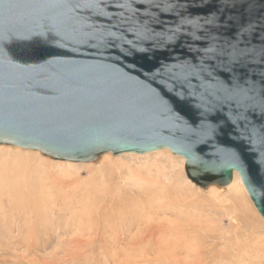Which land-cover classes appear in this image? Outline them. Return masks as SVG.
Segmentation results:
<instances>
[{"label": "water", "instance_id": "water-1", "mask_svg": "<svg viewBox=\"0 0 264 264\" xmlns=\"http://www.w3.org/2000/svg\"><path fill=\"white\" fill-rule=\"evenodd\" d=\"M0 145L167 150L264 222V0H0Z\"/></svg>", "mask_w": 264, "mask_h": 264}, {"label": "rangeland", "instance_id": "rangeland-1", "mask_svg": "<svg viewBox=\"0 0 264 264\" xmlns=\"http://www.w3.org/2000/svg\"><path fill=\"white\" fill-rule=\"evenodd\" d=\"M102 156L67 168L70 162L0 145V264H191L186 254L173 256L166 249L145 257L135 253L137 247L175 244L178 232L187 234L183 242L199 240L205 258L199 264H264V222L241 183L236 194L228 186H198L186 176L183 158L167 150ZM140 179L155 180L158 193L122 204L121 197H130ZM118 188L129 191L125 195ZM140 201H148L145 209ZM35 233L38 243L28 250L25 244ZM140 234L148 238L141 241Z\"/></svg>", "mask_w": 264, "mask_h": 264}, {"label": "bare ground", "instance_id": "bare-ground-1", "mask_svg": "<svg viewBox=\"0 0 264 264\" xmlns=\"http://www.w3.org/2000/svg\"><path fill=\"white\" fill-rule=\"evenodd\" d=\"M2 146H4V145H2ZM17 148V147H16ZM19 149H21V148H19ZM24 150V149H23ZM24 151H28V150H24ZM162 151V150H161ZM32 152H34V151H32ZM156 152V151H155ZM152 153V152H151ZM126 154V153H125ZM124 154V155H125ZM102 157H105V158H107V157H109V154H106V155H103ZM184 160V159H183ZM105 161V160H104ZM112 161V160H111ZM108 164V163H107ZM65 165L66 166H68L67 168H69V167H71V166H73V165H75V164H73V163H65ZM115 166H116V164H115ZM102 167V166H101ZM107 169V168H106ZM111 171V170H110ZM112 173V172H111ZM109 174V173H108ZM112 174H114V173H112ZM121 175V174H120ZM236 173L234 172L233 173V179H232V181H231V183L229 184V185H227L228 186V190H230L231 192H233L234 194H236L237 192H238V190H240V183H241V181H240V179H239V176H238V179H237V177H236ZM136 176V175H135ZM135 176L133 175L132 177H131V179L133 180V181H135L136 182V180H135ZM139 176V175H138ZM91 177V176H90ZM129 178V177H128ZM89 179V178H88ZM131 180V181H132ZM87 182V181H86ZM134 182V184L135 185H137V189H135V190H133V193L132 192H130L131 193V195H130V197H127V196H123V199H122V197H121V199H120V202H122V204L123 203H127V202H130V203H132L133 202V200L135 199V198H141V199H144V200H147L149 197H151L150 195L151 194H153L154 195V193L155 192H157V190L156 189H154L155 187H154V185L156 184V181L155 180H152V181H145L144 179H140L139 180V182L140 183H135ZM88 183V182H87ZM140 184V185H139ZM242 184V183H241ZM84 185V184H83ZM89 185V184H88ZM108 185V184H107ZM157 185V184H156ZM159 185V184H158ZM141 186V187H140ZM145 186V187H144ZM214 185H211V187H213ZM125 187H126V185H125ZM242 187H243V185H242ZM161 188H164V187H161ZM104 189V188H103ZM108 189V188H107ZM210 189H213V188H210ZM243 189H244V187H243ZM81 190V189H80ZM118 190H121L122 192H124L125 193V195H126V193L129 191L128 189H120V188H118ZM160 190V189H159ZM168 190V189H167ZM226 190H227V188H226ZM245 190V189H244ZM78 191H79V188H78ZM89 191V190H88ZM101 191V190H100ZM131 191V190H130ZM172 191V190H171ZM90 192V191H89ZM103 192V191H102ZM110 192V191H109ZM182 192H184V191H182ZM181 192V193H182ZM186 192V191H185ZM190 192V191H189ZM79 193V192H78ZM84 193V192H83ZM88 193V192H87ZM92 193V192H91ZM113 193H114V191H113ZM158 193V192H157ZM175 193V192H174ZM176 193H177V191H176ZM181 193H179V194H181ZM245 193H246V191H245ZM90 194V193H89ZM112 194V193H111ZM178 194V193H177ZM101 195H103L104 196V194H101ZM117 195V194H116ZM121 195V194H120ZM165 195V194H164ZM171 195H173V194H171ZM184 195V194H183ZM246 195H247V193H246ZM86 196V195H85ZM96 196V195H95ZM106 196H108V195H106ZM174 196V195H173ZM179 196V195H178ZM189 196H191V195H189ZM73 197V196H72ZM91 197V196H90ZM101 197V196H100ZM175 197V196H174ZM235 197V196H234ZM247 197H248V195H247ZM79 198V197H78ZM94 197L92 196V198L91 199H93ZM110 198H111V195H110ZM127 198H130V199H127ZM152 198V197H151ZM181 198V197H180ZM194 198V197H193ZM249 198V197H248ZM115 199L116 200H118L117 199V197H115ZM170 199V198H169ZM239 199V198H238ZM136 201H137V199H135ZM134 200V201H135ZM189 200V199H188ZM250 200V199H249ZM97 201V200H96ZM100 201V200H99ZM103 201V200H102ZM119 201V200H118ZM182 201V200H181ZM117 202V201H116ZM144 203L146 202H148V201H143ZM143 202H141L140 201V203H143ZM150 202V201H149ZM158 202V201H157ZM160 202V201H159ZM158 202V203H159ZM251 202V201H250ZM82 203V202H81ZM87 203V202H86ZM104 203V202H103ZM107 203V202H106ZM118 203V202H117ZM129 203V204H130ZM144 203L143 204H141V205H139V206H141V207H143V209H145V207L143 206L144 205ZM157 203V204H158ZM110 204H111V202H110ZM114 204V203H113ZM133 204H135V203H133ZM150 204V203H149ZM153 204V203H152ZM164 203H162V204H158V205H163ZM252 204V203H251ZM132 205V204H131ZM148 205V204H147ZM181 205V204H180ZM253 205V204H252ZM92 206V205H91ZM137 206V205H136ZM151 206V205H150ZM157 206V205H156ZM185 206V205H184ZM115 207H116V205H115ZM132 207V206H131ZM134 207V206H133ZM147 208H148V206H146ZM153 207V206H152ZM160 207H162V206H160ZM254 207V206H253ZM110 208V207H109ZM117 208H118V204H117ZM129 208H130V205H129ZM235 208V207H234ZM239 208V207H238ZM255 208V207H254ZM90 209V208H89ZM139 209H141V208H139ZM151 209V208H150ZM158 209V208H157ZM94 210V209H93ZM107 210V209H106ZM234 210V209H233ZM114 211V210H113ZM238 212V211H237ZM84 213V212H83ZM129 213V212H128ZM133 213V212H132ZM139 213V212H138ZM242 213V212H241ZM129 214H131V213H129ZM140 214V213H139ZM118 215H120V214H116L115 216H117L118 217ZM143 215V214H142ZM141 214H140V218H141V216H142ZM114 216V217H115ZM127 216V215H126ZM133 216V215H132ZM117 217H115L116 218V220L118 219ZM130 217V216H129ZM137 217V216H136ZM247 216H245V218H246ZM121 218V217H120ZM131 218V217H130ZM261 218V217H260ZM247 219V218H246ZM111 220V219H110ZM114 220V219H113ZM130 220V219H129ZM138 220V219H137ZM145 220V219H144ZM248 220V219H247ZM250 222H251V220H249ZM139 222V221H138ZM237 222V221H236ZM140 223V222H139ZM242 224H243V222H241ZM251 223H253V222H251ZM114 224V223H113ZM145 224V223H144ZM250 224V223H249ZM253 225V224H252ZM252 225H249V227L251 226V228H252ZM106 227V226H105ZM133 227V226H132ZM246 227V226H245ZM31 228H32V226H31ZM109 228V227H108ZM111 229H112V227H111ZM28 230V229H27ZM38 230V229H37ZM43 230V229H42ZM107 230H109V229H107ZM250 229H248V231H249ZM253 230V229H252ZM252 230H250V231H252ZM26 231V230H25ZM110 231V230H109ZM149 231L150 230H148V233H149ZM36 232V231H35ZM55 232V231H54ZM120 232V231H119ZM150 232H153V231H150ZM27 233V232H26ZM34 233V232H33ZM39 233H41V232H37V234H39ZM43 233V232H42ZM47 233V232H46ZM94 233V232H93ZM116 233V232H115ZM146 233V232H145ZM168 233V232H167ZM167 233H166V235H167ZM173 233H175V232H173ZM181 233V232H180ZM25 234V233H24ZM95 234V233H94ZM150 234V233H149ZM169 234V233H168ZM171 234V233H170ZM18 235V234H17ZM42 235V234H41ZM58 235V234H57ZM90 235V234H89ZM114 235H116V234H114ZM132 235V234H131ZM187 234L186 233H184V236H183V234H179V232H178V234H175V235H173L176 239H178V240H180L179 242H177V243H175V244H173V243H166V241L165 242H161L162 240H161V238H159L161 241V243H159V244H155V247H152V248H154V249H152L151 247H149V248H144V249H139L138 250V247H137V250L135 251V250H133V251H135V253L137 252L138 254H139V256L140 257H145V256H148L149 254H153V253H155L157 250H162V249H166V251H168V252H170V254H172L173 255V252H180L181 254H186V256L188 257V258H191V259H193V261L191 260V264H199V263H205L204 261H205V258H204V252L203 251H201V244H199L198 243V241H186V242H183V241H181V240H184L182 237H185ZM248 235V234H247ZM30 235H28V237H29ZM36 233L35 234H32L31 235V237L27 240V242H26V244H25V247L28 249V250H30L32 247H33V245H35V244H37L38 242H36ZM107 236H109V235H107ZM150 236H152V235H150ZM165 236V235H164ZM172 236V235H171ZM27 237V236H26ZM40 237V236H39ZM38 237V238H39ZM42 237V236H41ZM40 237V238H41ZM58 237V236H57ZM96 237V236H95ZM114 237V236H113ZM119 237V236H118ZM121 237V236H120ZM158 237H159V235H158ZM189 237H191V236H189ZM44 238H45V236H44ZM98 238V237H97ZM108 238V237H107ZM148 237H147V235H145V234H140L139 235V239L142 241V240H144V239H147ZM186 238V237H185ZM196 238V237H195ZM194 238V239H195ZM203 238V237H202ZM1 239V238H0ZM22 239V238H21ZM151 239V238H150ZM172 239H174V238H172ZM211 239V238H210ZM45 240V239H44ZM49 240V239H48ZM56 240H58V239H56ZM166 240V239H165ZM186 240V239H185ZM192 240H193V238H192ZM244 240V239H243ZM22 241H24V240H22ZM135 241H136V239H135ZM137 241H138V239H137ZM136 241V242H137ZM145 241V240H144ZM156 241V240H155ZM20 242V241H19ZM54 242V241H53ZM98 242V241H97ZM135 242V243H136ZM158 242V241H157ZM51 243V242H50ZM87 243H88V241H87ZM134 243V242H133ZM200 243H202V242H200ZM207 243V242H206ZM206 243H205V245H206ZM22 244H23V242H22ZM43 244V243H42ZM77 244V243H76ZM210 244V243H209ZM11 245V244H10ZM152 245V244H151ZM204 245V246H205ZM44 246V245H43ZM78 246V245H77ZM80 246V245H79ZM246 246V245H245ZM264 246V245H263ZM263 246H262V248H263ZM35 247V246H34ZM80 247H82V246H80ZM140 248H142V247H140ZM249 248V247H248ZM35 249V248H34ZM157 249V250H156ZM209 249V248H208ZM32 250V249H31ZM252 250V249H251ZM256 250V249H255ZM256 251H258V249L256 250ZM259 251H261V250H259ZM7 252V251H6ZM230 252V251H229ZM67 253H68V251H67ZM71 253V252H70ZM75 253V251L73 252V254ZM160 253V252H159ZM72 254V255H73ZM158 254V253H157ZM166 254V253H165ZM228 254V253H227ZM230 254V253H229ZM232 254V253H231ZM262 254V253H261ZM171 255V256H172ZM171 256H170V258H171ZM174 256V255H173ZM205 256H207V255H205ZM234 256V255H233ZM232 256V257H233ZM243 256V255H242ZM258 256V255H257ZM20 257V256H19ZM75 257V256H74ZM138 257V256H137ZM162 257V256H161ZM165 257V256H164ZM224 257V256H223ZM227 257V256H226ZM245 257H247V256H245ZM262 257V256H261ZM64 258V257H63ZM249 258V257H248ZM61 259V258H60ZM143 259V258H142ZM146 259V258H145ZM195 259V260H194ZM238 259V258H237ZM246 259V258H245ZM18 260V259H17ZM16 260V261H17ZM28 260V259H27ZM235 260V259H234ZM30 261V260H29ZM32 261V260H31ZM144 261V260H143ZM4 262H5V260H4ZM3 262V264H6V263H4ZM11 262V261H10ZM14 262V261H13ZM47 262V261H46ZM222 262H224V261H222ZM237 262V261H236ZM12 263V262H11ZM32 263V262H31ZM49 263V262H48ZM47 263V264H48ZM68 263V262H67ZM145 263V262H144ZM213 263V262H212ZM239 263H240V261H239ZM13 264V263H12ZM18 264H20L19 262H18ZM28 264H30V262H28ZM43 264V263H42ZM51 264V263H50ZM54 264V263H53ZM58 264V263H57ZM66 264V263H65ZM69 264V263H68ZM220 264H221V262H220ZM226 264V263H225Z\"/></svg>", "mask_w": 264, "mask_h": 264}]
</instances>
